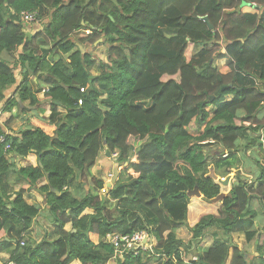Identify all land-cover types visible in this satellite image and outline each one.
I'll list each match as a JSON object with an SVG mask.
<instances>
[{
  "label": "trees",
  "instance_id": "16d2710c",
  "mask_svg": "<svg viewBox=\"0 0 264 264\" xmlns=\"http://www.w3.org/2000/svg\"><path fill=\"white\" fill-rule=\"evenodd\" d=\"M249 3L260 12L242 11ZM23 11L38 12L43 28L27 33ZM98 43L106 46V61L91 51ZM190 44L199 48L188 59ZM5 53H15L23 69L19 99L50 102L51 114L31 121L20 136L0 125L11 151L39 160L19 169L27 183L12 196L5 187L11 163L0 147V253L11 251L10 260L21 264H147L153 254L118 257L104 241L114 231H147L163 258L158 264H249L233 234L253 238L252 202H264V0H0V99L17 81ZM217 58H227L228 72L215 65ZM241 146L255 149V163L245 167L254 183L237 173L218 215L203 214L190 226L192 191L214 202L222 178L241 170ZM107 149L135 175L123 169L102 195L105 181L92 169ZM33 188L47 210L25 200ZM88 207L94 212L83 214ZM42 215L57 238L27 240ZM183 226L190 243L176 235ZM207 233L213 245H198ZM197 245L200 252L189 260L186 252Z\"/></svg>",
  "mask_w": 264,
  "mask_h": 264
},
{
  "label": "crops",
  "instance_id": "0c3cea01",
  "mask_svg": "<svg viewBox=\"0 0 264 264\" xmlns=\"http://www.w3.org/2000/svg\"><path fill=\"white\" fill-rule=\"evenodd\" d=\"M241 10L244 12L257 13L255 10H253L249 7H246V6H243L241 8ZM42 28H43V24H41V25L30 24V25L25 27V31L29 34H32V33L36 32ZM79 34H84L83 30L81 32H79ZM99 42H102V40H99ZM223 52H225V49ZM4 58H6L12 62L11 66H15L14 62H15V59L17 58V55L15 53H5ZM15 67H16L17 81L14 85H12L11 87H9L8 89L5 90L4 98L0 99V125H2L5 132H7L8 134L20 136L21 135L20 131L22 129L31 127L32 122L36 118L46 119L51 114V104H50V102H45V101L42 103L33 104L30 102V100L22 101L19 99V96H18L19 92L18 91H19V87L21 86V84H23V69L19 65L15 66ZM93 72L98 73V70H95ZM29 80H30V84L32 85V87H34L36 89L38 78L35 76H32V77H30ZM13 98H17L18 101L20 100V102L17 105H15L12 110L4 109L7 102ZM38 98L41 101L44 100V91L39 92ZM42 109H44V112H42ZM60 110L64 111L62 108H60ZM104 153L107 155L106 152H104ZM7 157L11 163V165H10L11 168H10V172L6 175V182H5L6 186L5 187L8 188V190H9L8 193L12 194V196H15L16 192L24 184L27 183V179L25 178L24 175L19 173V169L21 167H27V166H35L36 167L39 165V160H38L36 153H30L24 157H20V156H17L13 151H10V152H8ZM112 160L116 162L115 158H113ZM136 161H137V159L134 162H136ZM115 162L113 163V167L115 166ZM122 170H123V168H122ZM122 170H120V172ZM92 172L95 176L102 178L105 181L107 174H108L107 172H109V167H106L105 173H103L102 175L97 174V169L95 168V166L93 167ZM245 175L250 177V178H248L249 182L254 183L255 180H254L253 175H251L249 173L248 174L245 173ZM222 180H223V178H222ZM86 183H90V179H88V182H86ZM105 184H106V181H105ZM229 184H231V180H230ZM90 185H91V183H90ZM90 185L85 184V188L87 190H89ZM78 191H80V190H78ZM229 191H226V193H228ZM24 198L28 203L37 204L41 208H43V210L48 209V206L44 200V196L42 195V193H40L38 190H36L34 188L25 192ZM111 202H115V200H113ZM200 206L203 207L202 204H200ZM219 207H218V209H219ZM252 208H254L257 212V216L255 219L254 225L251 227V229L256 231V233L253 235V238L249 240L246 237L245 232H235L233 234V238L235 239V241L239 245H242L243 248L245 249V253H246L245 256H246L247 262L249 264H264L262 262V260L264 258V202H263V200H260V198L254 199L252 202ZM218 209L216 211V213H217L216 215H218ZM189 210L190 209L188 207V214L191 215ZM198 211L200 212V209ZM93 212H94V209L91 207H88L85 209L83 214H90ZM193 215H195L193 217V222L190 223L188 220L190 226H193L200 219V217L203 214L194 213ZM54 227H55L54 224H52L47 219V217H44L43 215H42V217L39 216L36 219H34L32 226L26 231L25 238L27 240L33 241V242H40L41 240H43V238L46 235H47L46 237L48 239H51V240L56 239L57 236L53 234ZM71 228H72L71 223H68L65 227L66 230H70ZM179 229H182V227ZM73 231H76V230L73 229ZM178 238L182 239L186 243H190V241L192 240L190 236L188 238H181L180 234L178 235ZM97 239L100 240L101 239L100 236ZM214 239L215 238L213 237V235L211 233L210 234L207 233V234H205L204 237H201V242H199L198 245H202V246H206V247L212 246ZM153 240H154V242H153L152 248L149 251H147L150 254H153V259L148 261L147 264H158L160 261L163 260L162 256L160 254H158L157 252H155L154 246L157 244V240H155V237ZM198 245H197V247H195V246L192 247L190 249V251L186 252V255H188L187 257L189 260H191V258H195L198 255V252H200L198 250ZM10 256H11V251L2 252V253H0V261L1 262L11 261ZM120 256H123V255H119L118 257H120ZM115 258H117V257H115ZM115 263H116L115 259H113L110 262V264H115ZM74 264H75V262H74ZM227 264H230V263L228 262Z\"/></svg>",
  "mask_w": 264,
  "mask_h": 264
},
{
  "label": "rangeland",
  "instance_id": "374dc122",
  "mask_svg": "<svg viewBox=\"0 0 264 264\" xmlns=\"http://www.w3.org/2000/svg\"><path fill=\"white\" fill-rule=\"evenodd\" d=\"M220 47H221L222 52H223L224 51V44L220 43ZM198 48H199L198 46H194L193 44H190L188 52H187V58L189 59L190 55L193 52H195ZM91 51L95 55L96 59L103 60V61L107 60V50H106V46L104 44L98 43L94 48H91ZM214 62H215V65H217L221 71L228 72L230 70V65H229L227 58H217V59H215ZM97 66H99V65L97 64ZM94 71H95V69H94ZM262 131H260L258 133H261ZM242 142H245V140H242ZM244 147L245 146H241V148L238 151V155L242 159L241 163L238 165L239 167H241V170L237 171L236 169H233L232 172L228 174L231 176V180L233 178H235L237 173H240L241 176L245 175V173L248 174V172L246 170L247 168H245V167L247 166L248 168H250L253 166L252 164L255 163L252 159V158L256 157V155L253 156L255 154V149L251 148V149L246 150ZM223 151H224L223 156H226L228 154V152H225V150H223ZM257 153H258L257 155H261V152H257ZM113 158H115V157H113V155L109 158L104 153V151H102L99 154L98 159H97V163L95 165V168L97 169L98 175H102L103 173H105L106 167H109V172H107V173H113V169H114L113 163L115 162L112 160ZM116 163H117V160H116L115 164ZM119 169L122 170V167L119 166ZM125 170L126 169H124V171H123V172H125V174L135 175V173H134L135 171L130 167L127 169L128 171H125ZM227 176H225L223 179H226ZM219 178H220V176H217L218 181L220 180ZM248 178H250V177H248ZM105 181L107 182V184L110 183V181H108L107 179ZM222 182L223 181L221 180V188H223L222 191H224V192L229 191L231 189L230 184H229L230 182L228 184H223ZM102 195H103V193H102ZM221 202L222 201H218V202L206 201L203 199V197L197 196L196 194H192V196L190 198V203H189L190 205L188 206L190 209L189 210L190 214H191L188 216L189 222L190 223L193 222V217L195 216V215H193L194 213H196V214H217L216 211H217L218 207L220 206ZM113 204H114V202H113ZM200 204H202L203 207H201ZM199 209H200V212L198 211ZM188 229L189 228L183 226L182 229H177L176 235L180 234L181 238H188L189 236L192 237V233ZM178 235H177V237H178ZM182 249L184 250V248H182Z\"/></svg>",
  "mask_w": 264,
  "mask_h": 264
},
{
  "label": "built area",
  "instance_id": "2783aa9c",
  "mask_svg": "<svg viewBox=\"0 0 264 264\" xmlns=\"http://www.w3.org/2000/svg\"><path fill=\"white\" fill-rule=\"evenodd\" d=\"M243 6L249 7L253 10H255L257 13L260 12V7L256 3H249V4H243ZM242 6V7H243ZM38 12H27L23 11L21 12V20L24 22L25 27L30 25V24H43V21L39 18ZM91 30H83V33H90ZM84 89L82 88V91ZM81 102V101H80ZM247 125H249L251 122H245ZM7 133L0 134V147H4V150L6 152H10L12 150V143L9 140ZM226 152V151H225ZM118 153L115 152L113 154V157H117ZM136 156L131 159V161H135ZM127 162L125 164H122V168L124 169L127 166ZM113 173H108L106 179L111 182V179L113 177ZM109 184V183H108ZM107 182L104 185V187L100 190V193L105 194L108 192V189L110 188L108 186ZM154 237L150 235L147 231H140L136 233H127V234H122L118 231H114L109 233L105 238L104 241L110 243L114 248H115V255H124L128 252H133L135 255L140 254L141 251H149L154 242ZM25 240H22L20 242L22 245H25ZM0 264H21L16 261H8V262H1Z\"/></svg>",
  "mask_w": 264,
  "mask_h": 264
},
{
  "label": "water",
  "instance_id": "95a60500",
  "mask_svg": "<svg viewBox=\"0 0 264 264\" xmlns=\"http://www.w3.org/2000/svg\"><path fill=\"white\" fill-rule=\"evenodd\" d=\"M205 21H207L208 23H209V20L206 18L205 19ZM210 27L212 28V26H211V24H210ZM106 152H107V155L109 156V157H111L112 156V154L110 153V151H109V149H107L106 150ZM224 151H221V153H223ZM119 163L117 162L116 164H115V166H114V169H113V177H112V179H111V182L108 184V186L109 187H111L112 185H114L116 182H117V179H118V177H119V174H120V169H119V165H118ZM230 180H231V176L230 175H228L227 177H226V179H223L222 181V183L223 184H228L229 182H230ZM192 194H196L197 196H202V193L199 191V189H195L194 191H192V193H191V195ZM227 195V193L226 192H224V191H222V193L220 194V195H218V197L214 200V202H218V201H222V199L225 197Z\"/></svg>",
  "mask_w": 264,
  "mask_h": 264
},
{
  "label": "clouds",
  "instance_id": "9594fccd",
  "mask_svg": "<svg viewBox=\"0 0 264 264\" xmlns=\"http://www.w3.org/2000/svg\"><path fill=\"white\" fill-rule=\"evenodd\" d=\"M221 154H223V153H221ZM112 155H113V154H112ZM135 156H136V155H135ZM135 156H134V157H135ZM115 159H116V158H115ZM136 159H137V156H136ZM132 162H134V161H132ZM119 166H120V165H119ZM121 166H122V165H121ZM110 188H111V187H110ZM153 237H154V236H153Z\"/></svg>",
  "mask_w": 264,
  "mask_h": 264
}]
</instances>
